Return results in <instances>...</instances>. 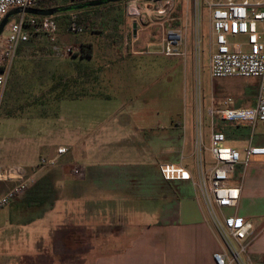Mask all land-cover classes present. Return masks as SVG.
Returning a JSON list of instances; mask_svg holds the SVG:
<instances>
[{
	"label": "crops",
	"instance_id": "crops-1",
	"mask_svg": "<svg viewBox=\"0 0 264 264\" xmlns=\"http://www.w3.org/2000/svg\"><path fill=\"white\" fill-rule=\"evenodd\" d=\"M92 59L90 54L66 61H86L85 70L80 71L79 64H64L62 72L72 82L71 92L55 100L54 111L37 116L55 123L46 134L28 138L24 151L15 152L25 165H32L53 157L60 146L68 149L57 166L44 171L35 186L0 215V264H214L212 254L220 250V241L199 191L189 182L165 181L158 171L160 164L172 163L194 175V123L186 153L185 140L181 144L174 134L177 123L160 132L158 125L151 127L145 120L138 124L139 115L125 104L109 112L101 106L108 103L107 97L93 89L102 90L110 82L84 81L98 69L90 66ZM78 81L86 85L87 94H73ZM258 88L256 78H211L203 97L206 104L213 95L234 98L238 108H253ZM82 100L90 106L86 113L63 109L67 101L77 105ZM204 123L207 148L210 123L206 118ZM213 129L241 154L242 163L232 178V184L240 186L239 201L225 214L251 222L258 233L251 259L253 264H264V158L243 164L247 146L264 145V125L230 126L215 119ZM73 165L84 167L83 179L71 176ZM48 172L55 176L45 177ZM5 189V185L0 188V195ZM49 194L52 198L46 199ZM138 217L150 221L134 223Z\"/></svg>",
	"mask_w": 264,
	"mask_h": 264
},
{
	"label": "rangeland",
	"instance_id": "rangeland-1",
	"mask_svg": "<svg viewBox=\"0 0 264 264\" xmlns=\"http://www.w3.org/2000/svg\"><path fill=\"white\" fill-rule=\"evenodd\" d=\"M227 1H124L83 12L81 15L84 21L80 24L83 32L77 35L67 31L68 22L71 18L78 16L74 13L75 11L68 12L67 15L60 14L56 16L59 28L57 45L78 47L83 44L86 51L88 50L86 45H89L91 54L95 58L92 59L90 66H98V69L92 74L88 73L89 76L88 78L85 76L84 81L92 83V80L101 79L110 82L108 87L102 90L93 89L95 93L107 97L105 100L108 103L101 106H106L107 110L112 113L125 104L126 107H130L132 114L139 115L136 119L139 122H135L139 124L145 120L151 127L158 125L160 132L171 122L177 123L179 128L174 134L181 144L185 140L187 153L191 147L192 122L197 132L194 110L195 86L198 82L204 96V87L208 86L211 81L208 73L210 37L207 5ZM165 2H167L166 5H164ZM57 4L59 8L70 5L66 0H57ZM128 6L135 8L137 14L139 11L140 18L143 16L136 27L135 36L132 34L134 23L131 21L132 16L128 15ZM168 7L171 13L170 18L173 17L175 20L167 21L169 15L165 13L162 21L163 29L165 32L170 29L177 30L181 34L185 51V56L182 58H167L156 53H146L147 45L157 42L161 34L160 27L156 25L148 27L146 13H149L151 17L156 9H163L166 12ZM142 10L144 12H141ZM132 38L135 40L133 41ZM198 40H200L199 46ZM232 41L246 42L247 38L236 37ZM50 45L46 37L31 35L29 40L16 52L4 100L0 107V164L25 165L26 160H23L22 155H17V153L25 150V145L29 144L28 138H38L46 134L50 125L55 123L45 122L37 116L46 110L54 111L55 100L68 95L72 82L62 72L64 64H79L80 71L85 70L86 61L83 63L78 60L69 63L66 61L70 59H56L50 53ZM105 65L108 67L103 69ZM225 79L240 80L243 78ZM78 82L77 88L71 89L73 94L75 96L87 94L86 85L80 86V81ZM87 102L88 100H82L77 105H73V102L67 101L63 109L66 113L76 111L86 113L90 108ZM82 103L84 105H81ZM11 111L15 112L14 115ZM201 130L205 135L203 120ZM50 176H55L54 172H48L45 177ZM2 186L0 184V188ZM1 191L3 193L5 190ZM35 194L38 193L35 192ZM36 196L40 198L39 194ZM44 197L49 199L52 195ZM47 201L51 202V200ZM9 209V206L0 209V215L5 214ZM148 221H150L149 218H133V222L137 224Z\"/></svg>",
	"mask_w": 264,
	"mask_h": 264
},
{
	"label": "built area",
	"instance_id": "built-area-1",
	"mask_svg": "<svg viewBox=\"0 0 264 264\" xmlns=\"http://www.w3.org/2000/svg\"><path fill=\"white\" fill-rule=\"evenodd\" d=\"M94 1V0H88ZM130 1V0H129ZM134 1V0H133ZM165 2L164 5H166ZM131 21L139 24V14L129 7ZM41 9L39 0H0V21L13 10ZM209 57L208 73L212 79L223 78H256L259 88L253 108H238L234 98L203 97L199 83L195 86V127L194 169L192 173L180 164L164 163L158 166L161 178L165 181H183L199 191L204 208L213 229L220 241V250L212 254L214 264H253L250 249L258 236L250 221L237 215H226L225 210L237 207L240 197V186L232 184L235 169L241 162V154L227 146L225 135L213 129L215 119L230 126L264 125V1L228 0L225 3H209ZM141 12H144L142 10ZM169 15V7L156 9L151 17L146 13L148 26L161 28L157 42L147 45L146 52L163 55L167 58L185 56L183 40L177 30L164 31L163 18ZM59 28L55 16L38 17L24 13L13 16L0 36V107L4 100L8 77L19 47L26 43L31 35L46 37L50 53L60 60L79 57L81 44L57 45ZM67 31L77 35L83 32L76 18H71ZM236 37H246V42L232 41ZM134 41L135 39L132 38ZM200 40H198V46ZM198 50V47H197ZM208 119L210 134L207 148L201 130L202 120ZM68 152L66 147L56 148L51 158H41L32 165H0V184L6 186L0 195V209L8 206L14 199L22 196L34 186L39 176L46 170L57 166L58 159ZM205 152L207 157L205 158ZM245 161H257L264 158V145H249L243 150ZM71 176L81 180L85 169L80 165L70 168Z\"/></svg>",
	"mask_w": 264,
	"mask_h": 264
},
{
	"label": "water",
	"instance_id": "water-1",
	"mask_svg": "<svg viewBox=\"0 0 264 264\" xmlns=\"http://www.w3.org/2000/svg\"><path fill=\"white\" fill-rule=\"evenodd\" d=\"M124 1H129V0H94V1L83 3V4L69 5V6H65L62 8L54 7V8H49V9H26L22 11L16 9L6 14L4 18L0 21V36L4 32L8 21L13 16L20 14V13H24L27 15H34L38 17H50V16L62 14V13L80 11V10H84L87 8L99 7V6H104V5L119 3V2H124ZM132 34L133 36L136 35V25L135 24H132Z\"/></svg>",
	"mask_w": 264,
	"mask_h": 264
},
{
	"label": "trees",
	"instance_id": "trees-1",
	"mask_svg": "<svg viewBox=\"0 0 264 264\" xmlns=\"http://www.w3.org/2000/svg\"><path fill=\"white\" fill-rule=\"evenodd\" d=\"M66 2H68L70 5H75V4H83V3H86V2H89V1L88 0H66ZM119 3H121V2H119ZM113 4H118V3H113ZM109 5H111V4L104 5V6H99V7L87 8V9L80 10V11H75L74 13H76L78 15V16H76L77 23L78 24H82V22L84 21V19L82 18V15H81L83 12L90 11V10H93V9H99L101 7H106V6H109ZM57 6H58L57 0H39V7L41 9H49V8H54V7H57ZM67 14H69V13H63L61 15H67ZM59 15L60 14L55 15V17L59 16ZM24 44H22L21 46H23ZM20 47H19L18 51L20 50ZM86 47H88L87 51L85 49V45L81 44L82 53H81V55L79 57H89L90 56L91 51H90L89 45H86ZM73 58H75V57H73Z\"/></svg>",
	"mask_w": 264,
	"mask_h": 264
}]
</instances>
